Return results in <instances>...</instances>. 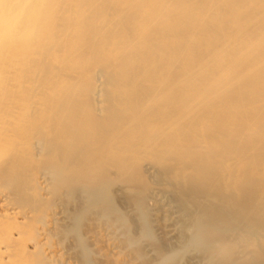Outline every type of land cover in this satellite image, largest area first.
<instances>
[{
  "label": "bare ground",
  "instance_id": "bare-ground-1",
  "mask_svg": "<svg viewBox=\"0 0 264 264\" xmlns=\"http://www.w3.org/2000/svg\"><path fill=\"white\" fill-rule=\"evenodd\" d=\"M76 205L113 264H264V0H0V264H78Z\"/></svg>",
  "mask_w": 264,
  "mask_h": 264
},
{
  "label": "rangeland",
  "instance_id": "rangeland-1",
  "mask_svg": "<svg viewBox=\"0 0 264 264\" xmlns=\"http://www.w3.org/2000/svg\"><path fill=\"white\" fill-rule=\"evenodd\" d=\"M63 202L64 204L69 203V199L63 198ZM66 217L68 218H66L65 224L63 226L60 225V227H62L58 228V230L56 229V234H58V237L56 236V242L62 245L64 249L70 250L72 253H74L75 257H77L78 264H113L111 255L107 252V256H105V249L103 252H98L99 243H95L86 235L87 229L89 228L87 227L89 225L88 221H90L91 218L95 219L96 217L102 224H104V221H106V219L101 215L99 216V214L89 212L85 207L80 210L78 205H76V210H70L69 214H66ZM121 232H117L119 236L121 235ZM119 242L124 243L126 245V248L128 250H131V248L127 246V243L125 242L123 232L120 236ZM99 253L103 256L101 257ZM134 259V264H144L141 258L134 257ZM173 263L174 262L170 260H164L161 262V264ZM56 264L63 263L57 262Z\"/></svg>",
  "mask_w": 264,
  "mask_h": 264
}]
</instances>
